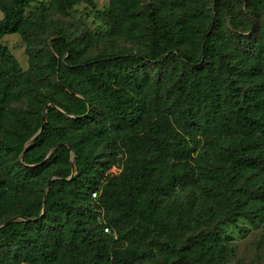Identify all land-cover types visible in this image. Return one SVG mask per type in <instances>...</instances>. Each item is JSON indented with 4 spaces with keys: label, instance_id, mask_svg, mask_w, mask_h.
Instances as JSON below:
<instances>
[{
    "label": "trees",
    "instance_id": "obj_1",
    "mask_svg": "<svg viewBox=\"0 0 264 264\" xmlns=\"http://www.w3.org/2000/svg\"><path fill=\"white\" fill-rule=\"evenodd\" d=\"M32 2L0 0V264H226L224 226L264 237V0H109L99 36L50 17L93 0Z\"/></svg>",
    "mask_w": 264,
    "mask_h": 264
},
{
    "label": "rangeland",
    "instance_id": "obj_2",
    "mask_svg": "<svg viewBox=\"0 0 264 264\" xmlns=\"http://www.w3.org/2000/svg\"><path fill=\"white\" fill-rule=\"evenodd\" d=\"M41 2L49 0H33L31 10H34ZM109 0H93V5H76L70 9L67 16L51 14L54 20L59 19L69 32H85L101 35L104 26L97 14L108 7ZM0 12V18H1ZM10 52L14 55L20 65L26 69L28 67V57L25 53V44L18 34H9L1 39ZM221 236L227 239L234 247V253L229 257L226 264H260L262 258V248L264 237L260 225L256 226L246 220H240L237 226L226 225ZM259 261V262H258Z\"/></svg>",
    "mask_w": 264,
    "mask_h": 264
},
{
    "label": "water",
    "instance_id": "obj_3",
    "mask_svg": "<svg viewBox=\"0 0 264 264\" xmlns=\"http://www.w3.org/2000/svg\"><path fill=\"white\" fill-rule=\"evenodd\" d=\"M45 112V111H44ZM37 135L33 136L31 141H30V145L34 142V139L36 138ZM70 158L72 159L73 158V155L72 153L70 154ZM55 177H52V179H54Z\"/></svg>",
    "mask_w": 264,
    "mask_h": 264
}]
</instances>
